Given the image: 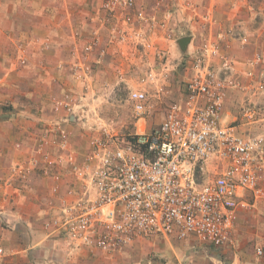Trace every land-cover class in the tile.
I'll use <instances>...</instances> for the list:
<instances>
[{"label": "rangeland", "instance_id": "obj_1", "mask_svg": "<svg viewBox=\"0 0 264 264\" xmlns=\"http://www.w3.org/2000/svg\"><path fill=\"white\" fill-rule=\"evenodd\" d=\"M159 1L161 0H136L134 8L126 11L132 17L131 22L125 21L127 15L121 8L111 15L106 8V0H61L59 3L52 0L49 3V9H55V12L72 10L73 5L80 6L87 13L92 11V16L86 20L91 27L86 26L83 31L78 29L73 33L70 40L72 46L67 52L68 62L58 68L52 93L45 100L44 113L49 116L48 121L40 122L39 124H43L38 126L40 131L33 132L35 140L33 146L30 145L31 153L23 156L27 145L21 140L10 145V155L8 145L0 147L1 156L6 158L1 168L0 188L15 187L19 191L26 188L31 191L34 190L31 183L33 177L51 182L50 191L54 197L47 204L53 211L45 215L42 229L53 235L49 238L52 243L46 251L60 252L62 258L67 256L65 251L74 249L93 257L91 262L84 259L81 264H190L194 260L192 254L204 258L205 251L211 250L202 244L199 247L196 244L199 243L198 240L180 242L156 237L136 242L122 252H109L79 245L66 236L63 228L48 225L61 216L63 202H72L75 196L72 193L74 185H70L66 194L60 196L61 179L64 176L61 171L65 170L73 176L72 157L82 164L100 144L122 146L135 133L149 131V125L144 121L138 123L128 99L129 91L144 86L149 90L152 115L157 112V108L159 110L160 104L165 109L181 98L186 81L192 74H196V64L192 59L195 51L207 43L217 42L213 35L211 40L199 43L195 41L194 45L190 43L187 51L183 52L179 40L191 35L190 27L194 21L201 28L207 24V30H215V23H208L203 18L207 15L204 12V0H163L162 5H159ZM44 5L46 6L45 2L37 1L29 4V7L32 11H41ZM7 9L6 5L5 10ZM139 11L143 12L145 19H138L136 14ZM191 14V19L187 20ZM23 16L26 19L27 15ZM256 24V28L263 31V38L264 16L259 23L256 19ZM31 42L40 45L47 52L51 50L53 36L47 34L20 38L16 42L14 61L10 64L12 69L9 67L8 71L16 75L15 82L12 83L15 85L14 95H8V88L0 76V126L7 134L12 130L16 135L17 131H21L20 125L33 120L27 111L34 106V101L25 95L26 67L29 65L27 48ZM220 51L223 59L234 64L230 48H221ZM254 58H260L255 67L256 90L243 91L234 112V124L242 127L240 133L257 136L264 135V90L260 88L264 85V52L257 51ZM220 62L219 59L212 60V67L219 70ZM151 71L161 79L154 83L143 82ZM248 102L260 109L256 122L251 125L247 124L243 116V108ZM7 138L5 140L8 142ZM76 144L80 149L76 148ZM13 151L18 156L15 162L10 163ZM250 196L254 198L252 194ZM7 218L4 213H0L2 227L16 230L17 224L9 222ZM34 239L26 241L24 245L27 248L35 245ZM0 250V264L9 263L16 255V250L8 251L2 246ZM37 251L39 253V249ZM35 261L34 264L42 263L44 259L36 258Z\"/></svg>", "mask_w": 264, "mask_h": 264}, {"label": "built area", "instance_id": "obj_2", "mask_svg": "<svg viewBox=\"0 0 264 264\" xmlns=\"http://www.w3.org/2000/svg\"><path fill=\"white\" fill-rule=\"evenodd\" d=\"M106 4L112 15L118 8L133 9L136 0ZM136 16L145 19L141 11ZM220 50L211 42L195 51L197 72L186 83L185 97L170 105L157 127L135 133L122 146L100 144L82 164L71 158L75 196L48 225L63 228L79 245L109 252L156 237L180 242L195 237L220 252L233 245L238 211L247 207L245 195L264 194V135H245L237 125L224 124L223 111L229 90H256L260 58L248 62L249 82L244 83ZM216 59L219 70L212 67ZM159 79L151 71L143 82ZM128 99L138 123H146L153 113L149 90L132 88ZM259 112L251 102L244 106L248 125ZM257 254L264 252L259 248Z\"/></svg>", "mask_w": 264, "mask_h": 264}, {"label": "crops", "instance_id": "obj_3", "mask_svg": "<svg viewBox=\"0 0 264 264\" xmlns=\"http://www.w3.org/2000/svg\"><path fill=\"white\" fill-rule=\"evenodd\" d=\"M37 1L45 2L46 6L44 5L41 11H32L29 4ZM51 1L0 0V76L5 82V87L8 88L9 96L15 93V85L12 83L15 82L14 77L16 75L8 71L9 67L10 70L12 69L10 64L14 61L13 54L16 50V42L20 38L27 39L28 37L47 34L53 36L51 50L47 52L40 45L33 42L28 45L29 65L26 67L27 87L25 88V95L34 101V106L28 108L27 111L33 120L20 125L21 131H17L16 135L12 133V130H9L8 134L5 133L0 126V147L8 145L9 155L12 150L10 145L18 140L27 145V149L23 151V156L31 153L30 145L33 146L35 140L32 136L33 132L40 131L38 126L43 125L39 124L40 122L48 121L49 116L44 113L45 100L52 93V84L57 78L58 68L68 62L67 52L72 46L70 40L73 33L78 29L83 31L86 26L91 27L89 26L90 23H86V20L92 16V11L87 13L80 6L73 5L72 8L74 9L72 10H57L55 12L54 7V10L49 9L51 8V4H49ZM56 2L59 3L61 0H56ZM204 4V12L208 15L207 21L208 23H215V30H207V24L204 28H201L194 21V24L190 27L192 30L190 35L192 38L191 45H194L195 41L199 43L203 40H211L214 35L222 49H231L230 55L234 61L236 75L244 83H248L249 80L245 77V72L250 69L248 62L254 58L257 51L264 52V37H261L263 31L261 32L259 28H256V19L259 23V20L264 16V0H204ZM6 5L7 10H5ZM23 15H27V17L25 16L26 19ZM192 16L193 14L188 15L187 20L191 19ZM21 19H24V21ZM84 32L88 33L89 31ZM43 65H46V67L43 68ZM262 67L264 68V65ZM192 77L193 74L186 83ZM171 83L174 85L172 80ZM242 93L243 91L235 89L228 91L223 111L224 124L236 123L234 112H236L239 99L243 96ZM185 95L186 85L181 98L177 102L183 101ZM160 106L159 110L157 108V112L149 117L145 123L149 125V131L161 124L166 118L170 105L166 106L165 109V106ZM14 125L18 127L17 124ZM238 130L240 132L242 127H238ZM2 133L7 135L4 134V137H8V142ZM76 148L80 149L79 145L76 144ZM14 151L11 153L10 163L15 162L17 159L18 154ZM1 152L2 149L0 148V173L2 164L4 160L6 161L5 156H1ZM61 172L64 176L61 179L60 196H63L70 185L76 187V182L74 176L67 174L65 170ZM36 178H31L32 188H34L31 191L26 188H23L22 191L15 187L10 189L0 188V213H4L9 222L12 221L17 224L16 230L5 229L2 227V220L0 219V246L8 251L16 250V255L6 264H34L36 258L44 259L42 263L37 264H81L84 259L91 262L93 257L89 253L81 254L74 249L65 251L67 256L63 255V258L60 252L46 251V248L52 243L49 238L53 235L50 232L45 233L42 224L45 215L53 211V208L48 207L47 202L54 196L50 191L51 182L44 178ZM250 195V193L245 195L247 207L238 211V218L232 232L233 245L222 252L211 248V250L205 251L206 256L204 258L192 254L194 260L190 264H264V254L262 256L257 254L259 248L264 252V194L261 198H253ZM38 228L39 230H37ZM31 238L34 239L35 245L33 244L30 248H27L24 243L26 241L31 242ZM192 239L197 240V238L192 237L189 241ZM199 243L196 244L200 247L201 244ZM170 255L173 256V254Z\"/></svg>", "mask_w": 264, "mask_h": 264}, {"label": "water", "instance_id": "obj_4", "mask_svg": "<svg viewBox=\"0 0 264 264\" xmlns=\"http://www.w3.org/2000/svg\"><path fill=\"white\" fill-rule=\"evenodd\" d=\"M192 42V38L189 37H184L179 40V46L183 52H186L190 43Z\"/></svg>", "mask_w": 264, "mask_h": 264}]
</instances>
